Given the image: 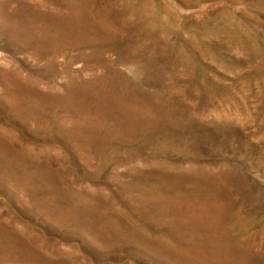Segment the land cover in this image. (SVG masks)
Here are the masks:
<instances>
[{
	"label": "rangeland",
	"instance_id": "rangeland-1",
	"mask_svg": "<svg viewBox=\"0 0 264 264\" xmlns=\"http://www.w3.org/2000/svg\"><path fill=\"white\" fill-rule=\"evenodd\" d=\"M0 264H264V0H0Z\"/></svg>",
	"mask_w": 264,
	"mask_h": 264
}]
</instances>
